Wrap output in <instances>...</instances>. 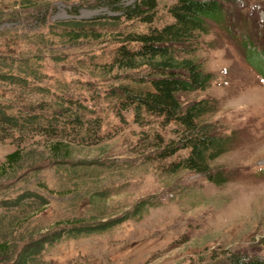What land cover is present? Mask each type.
Here are the masks:
<instances>
[{"label": "rangeland", "instance_id": "374dc122", "mask_svg": "<svg viewBox=\"0 0 264 264\" xmlns=\"http://www.w3.org/2000/svg\"><path fill=\"white\" fill-rule=\"evenodd\" d=\"M15 1L19 0H0V57L18 62L39 56L41 87L49 86L52 92L60 93V86L67 85L72 93L64 96L83 103L101 120L102 138L91 145L74 141L70 162L59 165L45 159L36 170L18 174L8 189L3 187L12 181L0 184V198L10 191L30 189L47 201L43 210H35L28 223L18 227L16 238L21 237L20 233L27 235L29 229L35 234H48L65 228L69 222L89 219L93 215L89 204L92 192L105 189L110 193L101 208L108 219L131 211L141 200L158 204L146 207L141 217L107 231L75 238L63 236L45 247L44 261L229 264L225 260L232 254L264 259V0H218L222 16L217 21H206L208 31L200 35L196 53L212 79L204 91L181 97L183 103L208 101L213 112L204 120L229 138L226 151L213 163L216 172L225 173L226 182L221 185L188 171L167 175L160 163L146 162L138 155L133 146L141 129L131 122L130 113L122 120L104 100L113 79L98 73L96 77L91 75L85 62L90 54L66 50L64 46L71 44L60 42L56 22L114 15L113 12L92 7L94 0H49L46 24L41 26L35 16L28 18L30 10L15 15ZM157 1L162 21L168 20L163 8L175 0ZM123 2L127 5L131 0ZM73 4H79L75 16ZM64 51L69 54L66 60L56 62L55 57ZM95 53H101L98 47ZM95 87L99 97L93 91ZM24 98L32 100L35 109L43 101L38 95L22 94L0 83V100ZM43 99L48 104L49 100ZM162 133L164 137H174L171 128ZM48 142L36 137L26 140L23 146L42 155L46 154ZM14 149L9 140L0 142V162ZM95 160H103L108 166L75 165Z\"/></svg>", "mask_w": 264, "mask_h": 264}, {"label": "trees", "instance_id": "16d2710c", "mask_svg": "<svg viewBox=\"0 0 264 264\" xmlns=\"http://www.w3.org/2000/svg\"><path fill=\"white\" fill-rule=\"evenodd\" d=\"M48 2L15 1L18 7H15L14 14L21 15L30 10L28 18L35 16V20L45 26L50 7ZM78 5L72 6L74 16ZM91 6L105 7L114 15L90 19L72 17L56 22L54 27L58 30L60 42L71 44L64 46L66 50L71 48L84 55L90 54L85 62L91 75L96 77L98 73L100 77L113 79L104 100L110 103L120 119L130 113L131 122L141 129L133 150L146 162L160 163L167 175L188 171L216 185L224 184L225 173L216 172L213 163L226 151L229 138L219 134L213 123L204 120L213 112L208 101H181L185 94L204 91L212 79L196 53L200 35L208 31L206 21H217L222 16L221 2L175 0L163 8L169 18L165 21H162L157 0H131L127 5L123 0H94ZM96 47L101 52L99 55L95 53ZM67 52L54 60L64 62L69 55ZM106 55L109 59L100 60ZM41 60L39 56L18 62L0 57V83L19 89L22 94L38 95L43 100L37 104V109L33 108L36 105L32 100L25 98L0 100V142L7 139L15 147L0 162V184L12 181L7 182L4 190L14 184L18 174L36 170L45 159L59 165L67 162L73 156L71 144L74 141L81 145L102 141L101 120L83 103L64 96L72 93L67 85L60 86V93L52 92L49 86L41 87ZM96 90L95 87L93 91L99 97ZM43 98L49 100L48 104ZM166 128H171L174 137L163 136ZM36 137L50 141L46 145V154L35 155L23 146L26 140ZM181 151H186L185 155H181ZM75 165L85 168L108 166L103 160L78 161ZM18 191H10L0 198V264H50L43 260L42 253L46 246L61 237L75 238L107 231L128 219L141 217L146 207L158 204L141 200L131 211L108 219L101 204L110 191L98 189L89 198L93 214L89 219L69 222L65 228L48 234H35L29 229L27 235L20 233L21 237L16 238L18 227L28 223L30 215H34L38 208L43 210L47 204L43 195L33 190ZM30 211L32 214H28ZM225 262L264 264V259L232 254Z\"/></svg>", "mask_w": 264, "mask_h": 264}]
</instances>
